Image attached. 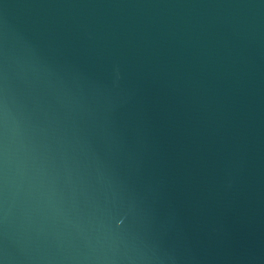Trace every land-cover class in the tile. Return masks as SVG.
<instances>
[{
    "label": "water",
    "instance_id": "95a60500",
    "mask_svg": "<svg viewBox=\"0 0 264 264\" xmlns=\"http://www.w3.org/2000/svg\"><path fill=\"white\" fill-rule=\"evenodd\" d=\"M0 264H264V0H0Z\"/></svg>",
    "mask_w": 264,
    "mask_h": 264
}]
</instances>
